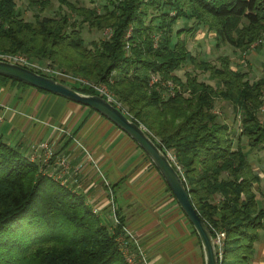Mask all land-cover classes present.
<instances>
[{
    "label": "trees",
    "instance_id": "trees-1",
    "mask_svg": "<svg viewBox=\"0 0 264 264\" xmlns=\"http://www.w3.org/2000/svg\"><path fill=\"white\" fill-rule=\"evenodd\" d=\"M51 1L30 3L43 10ZM78 14L82 23L109 29L110 35L90 48L69 14H36L30 21L22 16L18 0H0V49L28 55L34 62L53 59L59 50L77 49V62L70 64L76 73L71 74L108 84L113 103L174 157L172 163L213 236L215 230L225 231L220 264H253L264 208L255 189L262 177L249 153L264 152L259 115L264 77L251 81L228 54L217 57L219 64L193 56L182 35L201 25L213 32L217 48L246 53L263 41L264 0H108L103 12L81 8ZM181 19L186 25L176 28ZM188 61L194 69L209 72L217 86L192 70L185 80L180 77L177 71ZM52 77L83 93L99 94L92 87ZM169 80L183 90L171 95L164 84ZM0 82L34 87L4 75ZM216 98L239 110L237 138L215 111ZM120 231L121 225L102 221L84 194L54 180L21 147L0 137V264H130L118 241Z\"/></svg>",
    "mask_w": 264,
    "mask_h": 264
},
{
    "label": "crops",
    "instance_id": "crops-1",
    "mask_svg": "<svg viewBox=\"0 0 264 264\" xmlns=\"http://www.w3.org/2000/svg\"><path fill=\"white\" fill-rule=\"evenodd\" d=\"M206 31L215 46L213 32ZM0 137L21 147L29 158L35 156L54 180L84 194L108 225L113 224L109 214L113 197L147 258V263L141 260L132 245L135 264H205L200 238L160 171L131 136L100 112L34 87L0 82ZM43 142H51L49 160ZM61 158H66L65 166L59 163ZM257 184L258 205L264 208ZM252 263L264 264V228Z\"/></svg>",
    "mask_w": 264,
    "mask_h": 264
},
{
    "label": "rangeland",
    "instance_id": "rangeland-1",
    "mask_svg": "<svg viewBox=\"0 0 264 264\" xmlns=\"http://www.w3.org/2000/svg\"><path fill=\"white\" fill-rule=\"evenodd\" d=\"M67 2L64 3L61 0H52L50 5L45 9L41 10L39 5H32L30 0H18V7L22 16L26 20L34 21L36 14H41L43 16L55 17L59 18L60 15L69 14L70 20H75L76 24L73 27L79 28L81 31V37L84 39L86 46L92 47L94 41H100L106 37H108L111 33V30H98L94 28H90L87 23H82L81 15L78 14L81 8H95L98 12H103L104 6L108 3V0H66ZM72 3L75 8L72 10L71 5ZM186 20L181 19L178 21L176 28H182L186 25ZM187 40V45L194 55H196L200 59H207L219 64L217 57L222 54H228L232 57V65L238 68L241 71H245L248 73L249 79L251 81L257 80L259 78L264 77V42L257 46L256 50L254 46L251 47L246 53L241 52L240 50H235L231 47L222 46L221 48H217L211 43V39L209 37V33L206 31L204 26H197L195 27V31L185 32L182 35ZM264 40V36H263ZM78 52V50L70 51L68 48L64 50H59V53L54 56L53 59H44L42 61H35L41 64L45 68H49L50 70H64L69 74H75L74 70L71 67V63L74 64L77 61L74 59V55ZM0 53H5L1 51ZM9 54V53H7ZM13 55H20L23 57H28L25 54H13ZM30 60V57H28ZM34 61V60H33ZM241 61V63H240ZM35 71L37 69H34ZM189 70H192L194 74L198 76L200 80H204L212 85L217 86V80L210 75L209 72L203 71L201 69H194L190 61L185 64L182 69L177 71V74L182 77L184 80L186 79L185 73ZM41 72L45 73L47 76H52L50 71L40 70ZM71 74V75H72ZM79 74V73H78ZM76 76V75H74ZM82 79L84 76H77ZM69 80V79H68ZM89 80V79H86ZM70 82L76 83L73 80H69ZM77 84H80L77 82ZM101 85L105 86L109 93L112 94L110 91L108 84L100 83ZM183 90V89H181ZM113 95V94H112ZM264 98V94H263ZM215 111L218 112L220 119L226 122L234 131L235 135L234 138H237L238 134L241 130L240 128V113L239 110L234 108V106L227 100L216 98L215 99ZM260 118L264 122V104L260 109ZM245 141H243L244 143ZM49 145L51 142H48ZM237 144V140L236 143ZM245 146V144H244ZM51 148V145H50ZM53 153V151H52ZM171 156V155H170ZM249 159L257 171H261L262 180L257 184L256 188L259 193L264 195V152L258 151L257 149L250 150ZM48 174V172H45ZM50 181L52 179L50 178ZM260 195V194H258ZM110 203V202H109ZM187 220V218H186ZM126 225V224H125ZM127 226V225H126ZM128 227V226H127ZM129 228V227H128ZM130 229V228H129ZM134 233V232H133ZM135 235V234H134ZM136 237V235H135ZM137 239V237H136ZM138 240V239H137Z\"/></svg>",
    "mask_w": 264,
    "mask_h": 264
},
{
    "label": "water",
    "instance_id": "water-1",
    "mask_svg": "<svg viewBox=\"0 0 264 264\" xmlns=\"http://www.w3.org/2000/svg\"><path fill=\"white\" fill-rule=\"evenodd\" d=\"M0 75L8 76L89 106L131 136L160 171L183 212L196 230L202 244L205 264H220L215 238L209 225L202 219L194 206L184 178L172 163L171 157L157 145L142 124L132 120L119 105L114 104L101 94L83 93L68 83L18 63L0 59Z\"/></svg>",
    "mask_w": 264,
    "mask_h": 264
},
{
    "label": "built area",
    "instance_id": "built-area-1",
    "mask_svg": "<svg viewBox=\"0 0 264 264\" xmlns=\"http://www.w3.org/2000/svg\"><path fill=\"white\" fill-rule=\"evenodd\" d=\"M0 59H4V60H8V61H12L15 63H18L20 65L26 66L28 68L31 69H37V70H46V71H50L51 74H54L57 77H64L67 78L69 80H73L74 82H78L80 84H83L85 86L88 87H92L95 90H97V92L101 95H103L104 97L108 98L110 101L114 102L115 99L113 97V95L111 93H109V91L107 90V88L101 84H96L94 82H91L89 80L86 79H82L80 77L71 75L69 73H67L64 70H50L49 68H45L43 67L41 64L34 62L32 60H30L28 57H23L20 55H13V54H7V53H0ZM158 81V77L157 76H153L152 82H157ZM164 84L167 86V88L169 89V92L171 95H175L176 91L179 89L181 90L180 87L176 86L174 84L173 81L169 80L164 82ZM59 130L63 133L66 132V130L64 128L59 127ZM241 130V129H240ZM41 146L43 148H46L48 150V155H47V160H49V158L52 155V151L53 149L50 148L49 143L47 142H43L41 144ZM172 159H174V157H172V155L170 156ZM32 160H35V156L32 157ZM59 163L62 165H66V158H61L59 160ZM112 193V192H111ZM109 214L111 215L112 221L114 226H120L121 225V231L120 234L118 236V241L121 244V248L123 250V252L125 253L127 260L129 261L130 264H135L136 258L131 254L130 249L132 245H136V247L139 249V253L141 256V260H143L145 263H147V258L146 255L144 254V252L140 249L139 247V243L138 240L136 239L133 231L131 229H129L120 219V216L118 215L117 212V208L114 204L113 201V197L111 198V201L109 203ZM93 211L98 214L99 213V209H93ZM225 237H226V233L225 231H221V230H215V243L217 245V249H218V254H219V258L221 259L223 256V247L225 244Z\"/></svg>",
    "mask_w": 264,
    "mask_h": 264
}]
</instances>
